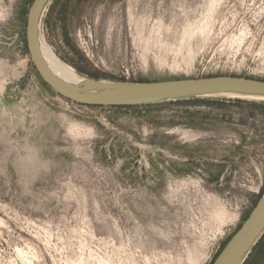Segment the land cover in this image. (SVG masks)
I'll return each mask as SVG.
<instances>
[{
	"label": "rangeland",
	"instance_id": "rangeland-1",
	"mask_svg": "<svg viewBox=\"0 0 264 264\" xmlns=\"http://www.w3.org/2000/svg\"><path fill=\"white\" fill-rule=\"evenodd\" d=\"M33 1L0 0V264H212L264 194V98L67 99L32 63ZM65 1L38 39L81 77L264 81V0Z\"/></svg>",
	"mask_w": 264,
	"mask_h": 264
},
{
	"label": "water",
	"instance_id": "water-1",
	"mask_svg": "<svg viewBox=\"0 0 264 264\" xmlns=\"http://www.w3.org/2000/svg\"><path fill=\"white\" fill-rule=\"evenodd\" d=\"M51 0H34L27 17L26 41L34 67L43 81L59 95L91 106H132L184 93L236 91L264 95V81L238 76L177 79L143 83L102 85L111 89L101 94H84L64 84L46 65L40 51L37 29ZM264 232V194L241 227L227 241L212 264H239Z\"/></svg>",
	"mask_w": 264,
	"mask_h": 264
},
{
	"label": "bare ground",
	"instance_id": "bare-ground-1",
	"mask_svg": "<svg viewBox=\"0 0 264 264\" xmlns=\"http://www.w3.org/2000/svg\"><path fill=\"white\" fill-rule=\"evenodd\" d=\"M42 20V19H41ZM41 33V32H40ZM41 36V35H40ZM39 37V36H38ZM42 37V36H41ZM40 51L42 53V57L50 70L67 86L74 90H79L84 94H101L111 89L105 88L102 85H108L110 82L106 81H93L92 79H87L81 77L77 74V72L70 65L64 63L55 53L54 51L39 41ZM198 95L205 96H248L254 98H264L263 94L257 93H244V92H236V91H219L213 93H204V94H196V93H184V94H176L170 95L166 98H174L175 97H193ZM164 98V99H166ZM247 98V97H246ZM253 99V98H252ZM176 100V99H175ZM157 101V100H156Z\"/></svg>",
	"mask_w": 264,
	"mask_h": 264
},
{
	"label": "trees",
	"instance_id": "trees-1",
	"mask_svg": "<svg viewBox=\"0 0 264 264\" xmlns=\"http://www.w3.org/2000/svg\"><path fill=\"white\" fill-rule=\"evenodd\" d=\"M71 1H73V0H66L65 2L67 3V4H69ZM80 1V0H79ZM65 7V6H64ZM67 9V8H66ZM65 13L67 12V11H64ZM240 101V100H239ZM211 101L209 100L208 101V103L209 104H211L210 103ZM192 114H195V115H198V114H202V113H200V112H197V113H192ZM218 177V176H217ZM214 178L213 180H218V178L220 177H218V178ZM263 239H264V236L261 238V240H260V242L258 243V246H259V244H261V242L263 241ZM258 251H260V250H258ZM262 254H264L262 251H260L259 252V255H258V257H256L257 256V252H256V254L254 255V257H253V259L252 258H249L244 264H258L259 263V261H260V259H261V255ZM261 256V257H260ZM260 257V258H259ZM259 258V259H258ZM250 259H252V260H250Z\"/></svg>",
	"mask_w": 264,
	"mask_h": 264
}]
</instances>
